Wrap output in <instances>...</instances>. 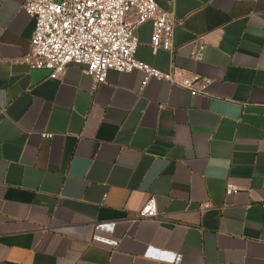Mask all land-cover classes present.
<instances>
[{
    "label": "crops",
    "instance_id": "1",
    "mask_svg": "<svg viewBox=\"0 0 264 264\" xmlns=\"http://www.w3.org/2000/svg\"><path fill=\"white\" fill-rule=\"evenodd\" d=\"M24 1L0 0V264H264V0H156L173 50L152 52L147 21L136 56L200 74L197 95L30 69Z\"/></svg>",
    "mask_w": 264,
    "mask_h": 264
},
{
    "label": "built area",
    "instance_id": "2",
    "mask_svg": "<svg viewBox=\"0 0 264 264\" xmlns=\"http://www.w3.org/2000/svg\"><path fill=\"white\" fill-rule=\"evenodd\" d=\"M23 6L35 19L30 49L24 57L30 69H46L50 77L58 78L68 65H80L96 85L105 82L112 70H138L144 74L143 85L157 79L187 88L191 95L206 91L207 81L198 73L188 74L178 67L163 71L137 58L140 41L136 29L147 21L152 23V52L173 50L175 17L156 0H25ZM131 12L136 15L134 22L128 19ZM204 50V41H199L193 58L202 60ZM138 216H157L155 197L148 199ZM146 254L177 260L176 254L165 255L152 247Z\"/></svg>",
    "mask_w": 264,
    "mask_h": 264
}]
</instances>
